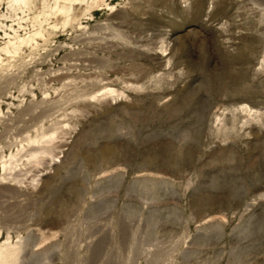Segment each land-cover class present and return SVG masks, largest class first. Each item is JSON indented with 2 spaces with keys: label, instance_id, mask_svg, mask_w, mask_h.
I'll return each instance as SVG.
<instances>
[{
  "label": "rangeland",
  "instance_id": "1",
  "mask_svg": "<svg viewBox=\"0 0 264 264\" xmlns=\"http://www.w3.org/2000/svg\"><path fill=\"white\" fill-rule=\"evenodd\" d=\"M78 1L0 0V264H264V0Z\"/></svg>",
  "mask_w": 264,
  "mask_h": 264
},
{
  "label": "bare ground",
  "instance_id": "2",
  "mask_svg": "<svg viewBox=\"0 0 264 264\" xmlns=\"http://www.w3.org/2000/svg\"><path fill=\"white\" fill-rule=\"evenodd\" d=\"M25 1V0H24ZM29 1V0H28ZM62 1V0H61ZM63 1H65V2H69V4L71 5V3H72V1L74 2L75 0H63ZM78 0H76V2H77ZM82 1H84V0H82ZM22 2V1H21ZM79 2V1H78ZM63 4V3H62ZM66 5H67V3H66ZM72 6V5H71ZM69 7V6H68ZM59 9H62V10H65V12L67 11L68 12V9L69 8H67V7H62V8H59ZM66 12V13H67Z\"/></svg>",
  "mask_w": 264,
  "mask_h": 264
}]
</instances>
